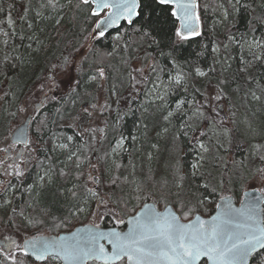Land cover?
I'll use <instances>...</instances> for the list:
<instances>
[{
    "label": "snow or ice",
    "instance_id": "obj_1",
    "mask_svg": "<svg viewBox=\"0 0 264 264\" xmlns=\"http://www.w3.org/2000/svg\"><path fill=\"white\" fill-rule=\"evenodd\" d=\"M249 7L242 0L215 5L201 0H39L34 9L29 0L18 16L27 32L17 28L10 12L0 20V46L11 43L13 51L22 47L26 53V58L5 55L0 66V83L9 86L0 89V114L19 121L0 147V264H250L264 251V143L255 142L264 139V126L256 123L264 112V31L256 35L264 29V13L248 19L243 33L227 23ZM210 8L219 13L213 39L189 52L185 45L204 35ZM65 9L83 14L86 26L80 32L86 43L76 38L50 58L52 44L50 37L41 38L45 28L40 23L49 18L46 12L60 17L55 18L59 48ZM215 25L224 28L220 36ZM16 36L27 43L16 45ZM101 39L112 41V51L103 56H118L120 63L118 83L106 89L109 96L125 87L130 99L145 98L138 108L117 98L113 122L106 118L103 127L91 121L97 110L107 113L113 103L99 104L87 88L81 91L109 79L106 68L113 65L90 61L101 55L95 47ZM209 49L213 62L203 65ZM28 67L30 85L20 81ZM13 84H21L19 95ZM237 100L246 108L242 120H237ZM14 104L16 110L10 111ZM122 107L124 116L140 112L138 135L120 131ZM241 125L246 141L237 138ZM150 127L156 129V142L148 139ZM144 143L157 154H168L164 176L156 177L151 167L156 156L142 152ZM182 144L195 152L187 171L175 159ZM245 147L246 158L234 159ZM48 153L64 160L57 163ZM120 153L129 154L127 163L117 159ZM139 154L149 162L146 173L143 168L138 173L132 158ZM31 161L39 170L26 183ZM57 178L71 183L51 194L67 202L66 214L59 216L44 205ZM21 189L28 199L18 205L14 201ZM211 195L217 199L210 201ZM209 202L214 211L202 216L200 208ZM81 216L87 222L59 231Z\"/></svg>",
    "mask_w": 264,
    "mask_h": 264
},
{
    "label": "trees",
    "instance_id": "obj_2",
    "mask_svg": "<svg viewBox=\"0 0 264 264\" xmlns=\"http://www.w3.org/2000/svg\"><path fill=\"white\" fill-rule=\"evenodd\" d=\"M63 2V0H62ZM202 4H209V5H215L217 3V0H201ZM39 0H31V6L32 8L36 9L38 7ZM242 3L246 5H250V7L247 10H242L239 14H234L233 17L227 22L228 24L234 25L233 31L237 33H243L247 31V23L246 21L250 19L252 16H259L262 13H264V0H242ZM29 0H0V9H3L2 12H0V20H4L7 16V12L12 11L13 12V20L17 21V28L22 29L24 32H27L26 26L22 25L19 20L18 16L23 14V8L28 6ZM9 5H12L13 7L10 9ZM77 16V19L74 21L71 19L73 15ZM29 15L31 16L32 13L30 12ZM45 15H47L49 18L43 23H40L37 21V23H40L41 27L45 28V32L43 36L41 37L42 39L47 36L50 37V42L52 44V47L50 50L47 52V55L52 58L60 55V51L64 48L65 44H67L69 41L75 42V39H79V43L82 44L84 42V35L81 34L80 28L81 26H86L84 25V17L83 14L80 13H73L71 9H65L64 12L61 13V25L59 26V31L62 33H65V36L61 39L59 48L55 46V41L59 37H57V31L56 28L57 26L55 25V18H60V17H55L54 14H51L50 12H46ZM207 19H206V27L204 30V35L201 37H197L190 41L187 45H185V48L189 52L193 51H198L199 46L201 44H209L210 41L213 39L212 35V28L216 20L219 19V13L214 12L209 9L207 13L204 14ZM6 27V25H5ZM259 28L260 26L257 25ZM216 28V35L220 36L221 33L223 32L224 28L221 27L220 25H215ZM261 31H264V29H261L256 33V35H260ZM14 42L16 45H20L21 43L26 44L27 41L21 42L19 39V36H16L13 38ZM81 41V42H80ZM79 46V45H77ZM95 47L97 50L100 52L99 57L95 56H90V61H95V60H102L103 65H113V68L109 69L106 68V72L108 73L109 79L107 80H100L99 82L92 83L91 85H85L82 87L81 91H84V88H87V91L92 94V96L96 97L97 102L100 100V92L106 97V99H110V102L113 103L112 109H110L107 113H101V115H104L105 118H107L110 122H113V118L116 115L115 112V103L114 101L119 98L121 99V102L129 101L128 97V89L125 87H120L118 88V96H109V91H106V89H110V86L113 82H117L114 78L116 76V70L120 68V63H119V57L114 56L111 58H107L103 56V53L110 52L112 51V41L111 39H101L100 41L96 42ZM5 55H8L10 57H16V56H21L26 58V53L24 52V49L21 47L17 51H13V45L10 48L9 46L7 48L0 46V66L4 64L3 57ZM235 55V52L233 53ZM39 59L43 61L44 59V53H41ZM213 62L212 55L210 54V49L209 53L206 54L205 57L202 58V64L203 65H208ZM11 64H16L17 61L15 59H11L10 62ZM233 67L235 68L237 65V61L233 60ZM39 71V69H37ZM14 75V73H13ZM32 75V68L28 67L21 73L20 76V81H29V77ZM4 77L0 75V81H3ZM1 84V83H0ZM21 84H13V88L17 91V94L19 95V87ZM127 95V99L125 97ZM144 96L141 95L139 98L138 103H134L132 107L138 108L140 103L144 101ZM123 105V104H122ZM6 106V105H4ZM79 107V104L77 105ZM258 107V106H257ZM237 120H242L244 118V113L246 111V108L243 103H241L239 100H237ZM10 111H15L16 110V105L14 104L10 109ZM126 107L121 108V115L123 116V119L121 120V126H120V131L123 132L124 135H138L139 131L137 128V124L140 123L141 121V114L139 111H135L132 114L124 116L123 113L126 111ZM99 111V110H98ZM10 118H8L6 115L0 114V139H3L7 134H8V128L10 126ZM258 125L264 126V112L260 113L259 119L256 122ZM63 131L67 132L68 134H71V130L65 128ZM155 131L156 129H152L150 127L149 130V137L148 139L151 142H156V137H155ZM108 136L109 140L111 139L112 132L109 129L108 131ZM237 138L241 141H246L247 137L244 135V129L243 126H240V131L237 133ZM49 137L48 135H45L43 137L44 141H48ZM255 142L257 143H264V139L258 138ZM161 147H164V142L161 141ZM137 148H141V143L137 142L135 145ZM104 147H107V144L104 145ZM182 151L178 153V155L175 157V159H179L180 163L183 165V168L185 171H187L193 162L195 158V152L188 150V146L186 144H182ZM147 151H153L154 155L156 156V159H154L151 162V167L155 169L156 172V177L159 178L161 176L165 175V169L163 168V162L168 158V154L166 152H160L157 154L155 150L151 149L149 147L148 143H144L142 146V152H147ZM249 149L247 147L244 148L242 154H237L234 156V159L236 160H241L245 159L247 154H248ZM41 158L45 156V153L41 152ZM48 155H53L56 158V162L58 163L59 161L64 160L63 155H59L58 153H48ZM129 158L128 153H120L117 159L119 161H122L124 163H127ZM137 165H138V173L141 168H143L144 172H147V168L149 166V162L147 161L146 157L142 154L139 155H134L132 157ZM39 169H34L31 170L27 176H26V183H31L35 178H36V173ZM85 172L88 171L87 167L84 169ZM142 178V177H141ZM168 178H171L170 173H168ZM15 183V182H14ZM63 184L67 188H71V183L70 182H65L61 178H57V184H54L49 190L48 193L44 196V205L50 206L53 210V212L56 215H63L66 214V211L64 209V204L67 203L63 197L57 196L54 200L53 196L51 195L53 192L56 191V188L58 185ZM11 198V197H8ZM0 199H3V197H0ZM28 199V196L23 192L21 189L17 195H16V200L14 201L15 204L18 205H23L24 202ZM210 201H215L217 199L216 195H211L210 196ZM239 197L236 198V201H238ZM162 207V202L159 205ZM205 209H207L205 211ZM214 211V205L212 203H206L204 206L200 208V214L208 216L210 213ZM81 221L87 222V220L81 216L78 218H75L72 220V223L68 226L66 229H60L59 231H67L75 226H77ZM109 225L111 223L109 222ZM0 227H3V225H0ZM35 231V229L31 230ZM53 234H56V232H53ZM264 257V251H262L258 256L252 258V264H261V258Z\"/></svg>",
    "mask_w": 264,
    "mask_h": 264
},
{
    "label": "flooded vegetation",
    "instance_id": "obj_3",
    "mask_svg": "<svg viewBox=\"0 0 264 264\" xmlns=\"http://www.w3.org/2000/svg\"><path fill=\"white\" fill-rule=\"evenodd\" d=\"M9 12L11 13V16H13V12H12V11H9ZM9 12H7V15L9 14ZM9 47H10V48L12 47V44H11V43H10ZM10 56H11V55H10ZM8 88H9V86H8L7 83H1V84H0V89H2L3 91H7ZM24 91L27 92V91H28V88L25 87V88H24ZM125 96H126V95H125ZM20 98L23 99L24 97L21 96ZM139 98H140V96L137 97V98H135L134 100L129 98L128 105H129V106H133L134 103H138V102H139ZM2 104H3V102H0V105H2ZM19 119H23V115H21V116L19 117ZM99 120H100V118H97V117L93 119V121H95L94 126L99 125L100 127H103V124H101V122L99 123ZM18 122H19L18 120H15V121L11 120V122H10V126H9V128H8V131H10L12 128H14V127H15V124L18 123ZM7 142H8V141L5 140V139H0L1 146H4V144H6ZM18 147H19V146H18ZM41 154H42V153H39V156H40V157H41ZM36 165H37V161H31L28 165H26V174H25V175L27 176V174H28L31 170H34V169L36 170V169H38ZM14 182L16 183V181H14ZM120 227L123 228L122 226H120Z\"/></svg>",
    "mask_w": 264,
    "mask_h": 264
},
{
    "label": "water",
    "instance_id": "obj_4",
    "mask_svg": "<svg viewBox=\"0 0 264 264\" xmlns=\"http://www.w3.org/2000/svg\"><path fill=\"white\" fill-rule=\"evenodd\" d=\"M197 38V37H196ZM193 39H195V38H193ZM203 216V215H202ZM252 260V259H251ZM251 260H250V264H251Z\"/></svg>",
    "mask_w": 264,
    "mask_h": 264
},
{
    "label": "bare ground",
    "instance_id": "obj_5",
    "mask_svg": "<svg viewBox=\"0 0 264 264\" xmlns=\"http://www.w3.org/2000/svg\"><path fill=\"white\" fill-rule=\"evenodd\" d=\"M81 42V41H80ZM9 122H11V119H10V121Z\"/></svg>",
    "mask_w": 264,
    "mask_h": 264
},
{
    "label": "rangeland",
    "instance_id": "obj_6",
    "mask_svg": "<svg viewBox=\"0 0 264 264\" xmlns=\"http://www.w3.org/2000/svg\"><path fill=\"white\" fill-rule=\"evenodd\" d=\"M124 102H122V104H123Z\"/></svg>",
    "mask_w": 264,
    "mask_h": 264
}]
</instances>
